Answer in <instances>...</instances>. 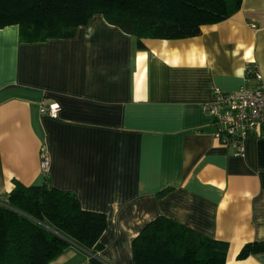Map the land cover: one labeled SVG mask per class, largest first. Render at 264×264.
Returning a JSON list of instances; mask_svg holds the SVG:
<instances>
[{"label":"crops","instance_id":"0c3cea01","mask_svg":"<svg viewBox=\"0 0 264 264\" xmlns=\"http://www.w3.org/2000/svg\"><path fill=\"white\" fill-rule=\"evenodd\" d=\"M247 68L264 78V0H241L185 39L139 43L99 14L38 43L1 28L0 203L14 181L46 180L105 215L99 251L71 244L49 264H134L132 240L159 216L227 242L225 264H264V253L237 258L264 241V137L249 135L235 156L204 110L214 89L255 88ZM52 103L57 118L40 112Z\"/></svg>","mask_w":264,"mask_h":264},{"label":"trees","instance_id":"16d2710c","mask_svg":"<svg viewBox=\"0 0 264 264\" xmlns=\"http://www.w3.org/2000/svg\"><path fill=\"white\" fill-rule=\"evenodd\" d=\"M241 0H0V29L16 25L20 43L73 37L94 15L143 39H185L201 26L229 18ZM0 203V264H49L71 245L96 253L105 230L102 213L84 210L69 191L13 182ZM168 191L163 190L160 194ZM228 243L170 218L148 222L132 240L134 264H225ZM264 253V241L245 244L244 259ZM91 264H103L91 258Z\"/></svg>","mask_w":264,"mask_h":264},{"label":"built area","instance_id":"2783aa9c","mask_svg":"<svg viewBox=\"0 0 264 264\" xmlns=\"http://www.w3.org/2000/svg\"><path fill=\"white\" fill-rule=\"evenodd\" d=\"M253 75L256 87H241L236 92L214 89L212 97L204 104L206 114L211 118L214 139L222 146L231 148L235 156L244 153V142L249 135L264 137V78L255 68H247ZM59 105L41 104L40 112L57 118ZM49 155L45 148L40 151V170L43 175L49 171Z\"/></svg>","mask_w":264,"mask_h":264},{"label":"rangeland","instance_id":"374dc122","mask_svg":"<svg viewBox=\"0 0 264 264\" xmlns=\"http://www.w3.org/2000/svg\"><path fill=\"white\" fill-rule=\"evenodd\" d=\"M229 2H231V0H228Z\"/></svg>","mask_w":264,"mask_h":264}]
</instances>
